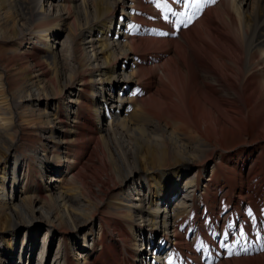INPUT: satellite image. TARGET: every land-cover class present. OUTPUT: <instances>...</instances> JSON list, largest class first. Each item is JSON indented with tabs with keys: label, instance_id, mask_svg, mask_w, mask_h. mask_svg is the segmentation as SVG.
Here are the masks:
<instances>
[{
	"label": "bare ground",
	"instance_id": "1",
	"mask_svg": "<svg viewBox=\"0 0 264 264\" xmlns=\"http://www.w3.org/2000/svg\"><path fill=\"white\" fill-rule=\"evenodd\" d=\"M0 40L20 46L0 52V264L42 225L54 264H264V0H0ZM23 128L63 154L36 158V203L14 191ZM227 186L249 201L230 228Z\"/></svg>",
	"mask_w": 264,
	"mask_h": 264
},
{
	"label": "rangeland",
	"instance_id": "2",
	"mask_svg": "<svg viewBox=\"0 0 264 264\" xmlns=\"http://www.w3.org/2000/svg\"><path fill=\"white\" fill-rule=\"evenodd\" d=\"M208 8H210V7H208ZM207 9L204 8L201 11V13H203ZM19 48H20L19 44L17 42H15V41L9 42V41L0 40V52H1V55H3V53L5 54L6 60H9L8 62H9L10 66H14V65L17 64L18 55H19V52H18ZM65 50H66L67 55H69L68 44H66ZM11 81L13 83V86H16L19 83V77L18 76H12ZM106 106L110 107L108 103H107ZM101 114H103V116H104V114H105L104 113V109L101 110ZM254 130H255V126L252 124L250 126V128H249V136L251 138H254V136H253V131ZM246 140L247 139H245L244 137L240 138V137H237L236 135L234 137H232L231 135H227L226 138L224 139V141L222 142V146L226 150L231 151V150L236 149L237 145L241 144L242 142H244ZM9 149L11 150V155L13 153H17V155H23V158L25 159V160L22 159V161H24L23 168L20 169L19 174L17 176V179H19L18 181H21V180H23L25 178V182H24L23 185L17 186V188H15L14 191H16L17 196L20 197L21 196V194H20L21 190L23 189V192L25 193V195L27 194L28 196L30 195L29 197H31V196H35L36 197L37 200L36 199L33 200V203L34 202L36 203V201L40 202L41 199H39L37 197V193H36L37 191L35 189H36L37 184L41 183L40 185L42 186L45 180H44V178L43 179L41 178L40 170H39V168H38V166L36 164L37 163V159L36 158L38 157L39 154L42 153V151L44 152V154L47 157L48 161H53V158H54L55 154L57 155V159H58V157L62 159L63 158V154L60 152V149H58V148H56L55 150L52 151L51 143H49L47 139L42 137V135L38 131L35 130V132L34 131L32 132V130H29V129H26V128L25 129L23 128L22 131H21L20 141L19 142H15V143L13 142L12 147L9 148ZM258 154H256V155H258ZM10 158H11V156H9V155L6 156V159L8 161H9ZM250 162L251 161H247V163H246L247 165L249 163L248 168H247V170L249 169L248 172H247L248 174H249L250 170L251 171L253 170V167L256 164L255 161L254 162L252 161V163H250ZM83 163H85V161H83ZM58 166L60 168L62 167L59 163H58ZM176 166L174 164H172L171 166L166 167L165 168L166 170H164V169H160V170H164L165 173H170L171 171H173L176 168ZM206 166H207L206 176L208 177V175L210 174V170H211L210 161L204 163V167H206ZM154 169H155V171H158L159 168L156 167ZM45 174H46L45 177L50 176V174L48 172L45 173ZM248 174H247V176H250L249 179H253V178H251L252 174H250V175H248ZM241 181L242 182H240V186H242V188L245 189L247 178L243 179ZM67 182H68L67 180H65L64 178H61L60 185L61 186L62 185H67ZM57 184H59V183H57ZM10 185H11V182L10 181L7 182V184H6L7 189L6 190H8V187H10ZM229 189L230 188H228V186L227 187H223L222 192L218 194V197L220 199H222V198H226V196H227L228 199L233 201V202L230 201L231 205H232V203H235V204L237 203V204L240 205L241 209L239 210V214H237V215H235V214L232 215L230 209L222 212V215L220 216V219L218 221V227H220L221 225L224 224V226H223L224 228H230V225H232V224L233 225H235V224L241 225L246 220L245 219L246 217L243 216L244 215V213H243L244 211L243 210L246 208L245 207V205H246L245 203H248L249 201L246 200L245 195L242 198H237L236 195L233 194V191L229 190ZM0 191H1V188H0ZM174 202H175V200L172 201V203L170 204V207L173 206L172 204ZM28 203H29V205H31L32 202L29 201ZM217 206H219L221 208L220 201H219ZM217 206L215 205L213 209H217L218 208ZM206 212L211 215V213L208 210H206ZM241 214H242V216H241ZM230 215H231V217H229ZM247 215H248L247 217L251 216L250 213H248ZM227 216H228V218H227ZM223 217H224V219H223ZM13 221L12 220L8 221V224L6 225V227H4V229H3V227H1L2 229H0L1 236L3 237V239L5 241V247H7V248H9V246H10V241L9 240L11 239V237H9L8 231H10L11 223ZM211 225H212V223H211ZM233 225H232V227H234ZM208 226H210V224ZM38 227L35 228L32 237H29L27 234H25L24 230H20L19 231V233L17 234L15 240L11 242V244L14 246V256H11L9 261L6 262L5 264H16L17 263L16 260L19 259L17 254L20 252V249L22 247V245H21L22 243H24L23 244L24 246L31 245V247L30 248H27V247L25 248L27 250L24 253V255H26L25 256V261H23L21 264H54L53 258L55 256L56 252L58 251L57 250V242H52L51 239H49L48 241L46 239H44V238H47L48 235H49L45 231L46 227L43 226V225L41 227H39L40 229ZM88 228L89 227L85 228V231ZM92 232H93V234L97 235V233H98V224H96L95 227L92 228ZM220 236H221V233L218 231L216 233L215 237H216V239H220L221 238ZM73 237H75L74 234L71 235V238H73ZM226 237H227V239L225 238V241L223 240L222 243L223 244L225 243V245H231L232 246L231 240L233 239V232H230ZM192 238H193V236H191V240H192ZM43 241L46 242V243H48V242L51 243L52 249L50 250V252H48V250H49L48 244L45 247L43 246V243H44ZM75 241L79 242V244H82L83 239H82L81 236L78 235L76 237ZM146 241H148V240H146ZM208 241L210 243L213 242L212 243L213 246L217 245V242H214L212 239H208ZM147 245H148V248H149V244L145 243L144 246H143V250H142L143 252L146 251V253H147V251H148ZM262 247L264 248V246H262ZM33 252H34L33 257H31V254ZM47 257H49V258H47ZM15 258H16V260H15ZM23 258L24 257H22V259ZM197 259H200V256ZM82 262L83 261L80 260L79 264H82Z\"/></svg>",
	"mask_w": 264,
	"mask_h": 264
}]
</instances>
